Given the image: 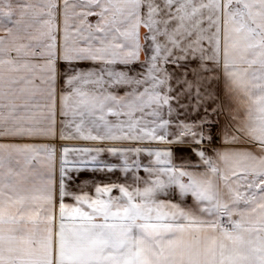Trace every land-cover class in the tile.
Segmentation results:
<instances>
[{"label": "snow or ice", "instance_id": "obj_1", "mask_svg": "<svg viewBox=\"0 0 264 264\" xmlns=\"http://www.w3.org/2000/svg\"><path fill=\"white\" fill-rule=\"evenodd\" d=\"M0 264H264V0H0Z\"/></svg>", "mask_w": 264, "mask_h": 264}]
</instances>
